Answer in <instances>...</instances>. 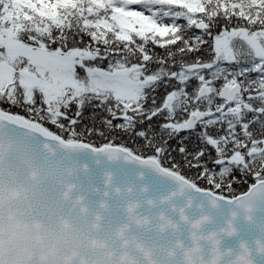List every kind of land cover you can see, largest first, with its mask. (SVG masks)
I'll return each mask as SVG.
<instances>
[{
    "label": "snow or ice",
    "instance_id": "1",
    "mask_svg": "<svg viewBox=\"0 0 264 264\" xmlns=\"http://www.w3.org/2000/svg\"><path fill=\"white\" fill-rule=\"evenodd\" d=\"M0 264H264V0H0Z\"/></svg>",
    "mask_w": 264,
    "mask_h": 264
},
{
    "label": "trees",
    "instance_id": "2",
    "mask_svg": "<svg viewBox=\"0 0 264 264\" xmlns=\"http://www.w3.org/2000/svg\"><path fill=\"white\" fill-rule=\"evenodd\" d=\"M100 140H96V143H100ZM117 143H127L129 147H135L130 141H127L126 139L118 138L116 140Z\"/></svg>",
    "mask_w": 264,
    "mask_h": 264
}]
</instances>
